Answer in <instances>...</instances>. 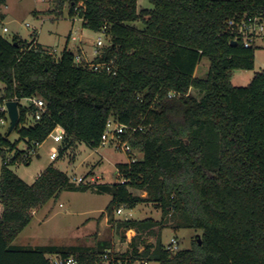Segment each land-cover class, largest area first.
I'll list each match as a JSON object with an SVG mask.
<instances>
[{
    "label": "trees",
    "instance_id": "1",
    "mask_svg": "<svg viewBox=\"0 0 264 264\" xmlns=\"http://www.w3.org/2000/svg\"><path fill=\"white\" fill-rule=\"evenodd\" d=\"M148 1L151 9L138 10V0H58L83 28L107 27L108 43L93 61L112 62L115 75L76 66L67 47L55 58L35 34L31 41L0 35V107L16 101L19 111L18 141L0 136V264H49L51 248L10 246L33 211L75 188L51 165L32 184L22 181L9 169L25 154L17 143L33 148L60 127V155L76 142L96 149L109 117L142 130L130 141L137 161L116 165L124 182L111 185L106 210L151 204L160 220L116 222L120 234L135 232L131 252L111 255L120 263L104 261L106 252L58 255L73 256L77 264H264V71L246 87L231 84L232 72L253 70L255 50L231 45L228 31L230 21L264 19V0ZM203 58L209 69L199 77ZM170 91L180 95L168 98ZM34 96L45 104L36 122V108L19 103ZM166 227L199 231L200 240L172 254L161 243ZM142 237H154V245H143Z\"/></svg>",
    "mask_w": 264,
    "mask_h": 264
},
{
    "label": "rangeland",
    "instance_id": "2",
    "mask_svg": "<svg viewBox=\"0 0 264 264\" xmlns=\"http://www.w3.org/2000/svg\"><path fill=\"white\" fill-rule=\"evenodd\" d=\"M137 8L151 9L152 5L148 0H138ZM59 12H62L60 16H58ZM0 15H2L0 35L4 39L12 41L16 37L21 41H31L35 34L37 43L55 58H59L66 47L76 53L79 44L87 53H91L95 50L97 38L101 37L104 40L102 33L83 28L78 16L70 18L67 6L59 9L58 0H6L4 5H0ZM27 24L30 27H26ZM135 25L140 28L139 23ZM2 27L7 28L6 33L2 32ZM69 34L74 36L76 41L70 40ZM105 43H108V38ZM262 64H264V50H256L253 70L232 72L231 84L235 87H246L254 74L260 71ZM208 69L209 61L206 58L201 59L196 76L204 77ZM3 89L4 86L0 82V97ZM8 128L7 117L5 121L0 122V136L9 143L15 144L18 135L15 131L8 135ZM52 146L58 147L59 144H54L48 137L37 147V153L29 164L17 162L9 166V169L22 181L27 184L32 183L34 178L51 163L49 152ZM17 148L25 150L26 146L23 142H19ZM126 161V155L108 146L91 149L83 142H76L70 146L62 157L54 162L55 168L67 173L69 179L73 176H83L88 171L92 172L93 178L99 177L98 186L105 185L106 191L103 192L98 186L87 187L89 185L85 183L74 184L75 188L65 189L57 198L49 200L36 211L31 222L15 238L10 248L17 250L51 248L54 252L47 253L49 257L58 255L55 251L115 252L118 256L131 252L129 244L133 234L127 232L120 234L116 222L125 218L142 220L147 217L160 220L161 213L151 204L137 205L134 209L123 210L122 214H116L115 209L107 212L106 207L111 200V185L117 181L116 164ZM1 165L0 153V169ZM137 194L143 197L146 195L139 192ZM129 211H131L130 215L127 214ZM102 213L109 217L107 224L102 219ZM200 236L201 232L192 229L173 230L171 227H166L161 232V243L166 246L170 239L175 238L178 249L186 250L191 248L196 239L200 240ZM142 240L143 245L155 243L154 237H142ZM126 258H129V255ZM133 264L140 262L134 261Z\"/></svg>",
    "mask_w": 264,
    "mask_h": 264
},
{
    "label": "built area",
    "instance_id": "3",
    "mask_svg": "<svg viewBox=\"0 0 264 264\" xmlns=\"http://www.w3.org/2000/svg\"><path fill=\"white\" fill-rule=\"evenodd\" d=\"M26 27H30V26L27 24ZM228 31H229V35L232 37L231 42H235L236 44L240 42L244 48H253L255 51L264 50V19L260 17H245L238 21L233 20L229 22ZM2 32L6 33L7 28L2 27ZM99 32L102 33L104 40H102L101 37L97 38L95 43V50L93 51L94 58L100 56L99 48H102L103 46L106 45L105 40H107V27L106 26L103 27ZM69 39L72 41H76V38L74 36H71V34H69ZM73 62L76 66L84 67L94 72L105 71L107 73H111L112 75H115L117 72L112 62L95 63L93 59L90 60L87 57V55L83 52L82 48L80 47V44L77 47L76 53H74ZM260 71H264V64L261 65ZM176 95H180V94L170 91L167 97L172 98ZM19 103L22 106H26V107L33 106L36 108V111L32 116L34 122L38 121L41 115L45 112L44 101L38 97L34 96V97L25 98L20 100ZM5 104L2 107H0V112H5L7 115ZM0 122H3V120H1ZM141 130H142L141 126L135 127L131 124H123L117 119L113 117H109L105 122L103 132L100 136L99 147L108 146L112 148L114 151L126 155L127 157L126 163L129 164L134 163L137 161V157L135 156V150L131 146L130 141L133 138L134 134L137 131H141ZM48 137L52 139V142L54 144H59L58 147L52 146L49 152V158L51 160H56L59 156V149L62 145L64 132L62 128L57 127ZM40 145L41 144H37L33 148L25 149V154L22 156L21 160L17 162L24 164L26 160H31L36 155L37 153L36 149ZM9 160L10 157L7 156V161ZM116 176L119 182L122 183L124 182L123 176L120 174V172L117 169H116ZM87 179L81 176L71 177L72 182L76 184H83V183L90 185L96 184V180L94 178L90 177L88 180ZM123 210H126V208L124 206H121L117 208L115 212L116 214H122ZM127 214L130 215L131 211L127 212ZM165 249L171 252L172 254H174L176 251L179 250L177 240L175 238L170 239L169 243L165 246ZM112 254L113 252L112 253L106 252L102 256V259L106 262L120 263L119 259H115L114 256H111ZM45 257L48 260L49 264H77V261L73 256L62 257L60 255H56L54 257H49L48 255H46ZM139 262L140 264H147V262L143 260Z\"/></svg>",
    "mask_w": 264,
    "mask_h": 264
},
{
    "label": "crops",
    "instance_id": "4",
    "mask_svg": "<svg viewBox=\"0 0 264 264\" xmlns=\"http://www.w3.org/2000/svg\"><path fill=\"white\" fill-rule=\"evenodd\" d=\"M77 47H78V46H77ZM80 47L82 48V46H80ZM82 50H83V52L87 55V57H88L90 60L94 59V57H93V51H94V50H93L91 53H87L83 48H82ZM17 149H18V148H17ZM62 155H63V154H62ZM62 155L59 154V156H58V158H57L56 160H58L59 158H61ZM37 157H38V156H37ZM49 160L51 161V163H49L46 167H48V166H50V165L53 166V167H55V166H54V162H55L56 160H51L50 158H49ZM121 163H125V162H121ZM116 165H117V164H116ZM46 167H45V168H46ZM45 168H44V169H45ZM44 169H43V170H44ZM56 169H57V168H56ZM43 170H42V171H43ZM42 171H41V172H42ZM41 172H40V173H41ZM40 173H39V174H40ZM39 174H38V175H39ZM65 174L67 175V173H65ZM93 174H94V173L88 171L87 174H85V175H83V176H81V177H85L86 179H87V178L89 179L90 177L93 178ZM38 175L34 178V180L38 177ZM67 176H68V175H67ZM73 177H75V176H73ZM94 179L96 180V184H98L99 177H95ZM70 180H71V178H70ZM117 181H118V180H117ZM117 181H116V182H117ZM33 182H34V181H33ZM33 182H32V183H33ZM71 182H72V180H71ZM25 183H26V182H25ZM32 183H30V184H32ZM72 183H73V184H76V183H74V182H72ZM26 184H27V183H26ZM30 184H29V185H30ZM76 185H81V184H76ZM87 185H90V184H87ZM0 212H1V207H0ZM35 213H36V211H33V215H34ZM104 215H105V214L102 213V219H103V221L107 224V222H108V220H109V217L104 216ZM147 218H150V217H147ZM152 219H153V218H152ZM153 220H155V219H153ZM157 221H158V220H157ZM125 232H127V234H129V233L133 234V235H132V238L135 236V232H134L133 230H127V231H125ZM125 232H124V233H125ZM132 238H131V239H132ZM130 241H131V240H130ZM140 250L142 251L143 248L141 247V248L139 249V252H141ZM114 254H116V253L114 252ZM46 255H48V254H46ZM46 255H45V256H46ZM116 255H117V254H116ZM147 263H149V262H147Z\"/></svg>",
    "mask_w": 264,
    "mask_h": 264
},
{
    "label": "water",
    "instance_id": "5",
    "mask_svg": "<svg viewBox=\"0 0 264 264\" xmlns=\"http://www.w3.org/2000/svg\"><path fill=\"white\" fill-rule=\"evenodd\" d=\"M231 45H236V43L231 42ZM234 72H239V71H234ZM5 106L7 110V117L9 119V128L7 133L9 135L17 126L19 111H18L17 102L15 101L6 102Z\"/></svg>",
    "mask_w": 264,
    "mask_h": 264
}]
</instances>
